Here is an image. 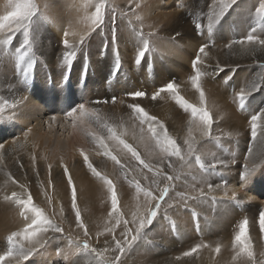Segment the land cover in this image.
<instances>
[{
    "label": "rangeland",
    "instance_id": "1",
    "mask_svg": "<svg viewBox=\"0 0 264 264\" xmlns=\"http://www.w3.org/2000/svg\"><path fill=\"white\" fill-rule=\"evenodd\" d=\"M252 1L235 0V3L221 13L219 0H185L183 6L176 11L177 17L183 15L184 18L179 24L175 21L170 25L165 21L159 23L157 19L153 20L159 12L150 16L151 24H155L158 29L157 34H153L152 31H145L149 25L143 22L145 17L141 13V7H136L138 4L136 0H107L103 24L91 31V17L95 13L96 5L103 0H84L85 12L88 13L83 23L87 25L89 31L84 36L87 38L82 44L78 43L79 40L72 41L69 36L67 37L70 43L76 44L75 57L70 58L69 61L65 60V55L70 49L64 46V36L60 37L65 31L60 35L56 29L52 28L55 18L56 21L66 22L64 29H68L69 16L65 13L68 3L65 0L53 2L54 6H49L45 0H31L36 11L28 25L27 37L23 29L15 33H7L6 29L0 31V40L6 39L8 34L13 36L10 44L0 43V65L4 57H9V60H12L10 62L14 63L13 66L18 68L21 56L25 64L21 75L0 91V103L7 101L9 105H12L6 106L0 115H6L5 113L8 112L18 121L12 123L15 129L1 138L0 146L5 144L2 149L14 150L9 149L15 157H18L22 167L20 170L26 176L19 185L22 192H15L18 183L13 176L6 175L7 178L0 179V209L12 208L15 212V217L10 224H0V255H4L11 248L8 236L13 232H20L17 248L13 249V257L10 258L16 262L19 260L18 264L29 262L34 264L40 258H44V264H111L114 256L118 254L114 251L113 235L117 240L122 239L121 233L124 229L121 224L115 228L114 234L105 229L103 237L97 236V233L101 232L99 224L103 220L107 221L106 228L112 227L114 223V221L109 223V214L112 211L111 200H108L110 204H107V209L98 210L89 205L87 191L92 185L105 189L110 194V199L111 193L104 181L96 177L87 167L82 154L77 159L81 163L73 162L72 165L67 166L77 190V206L83 222L88 227V235L85 236L83 230L77 227L75 210L71 203V186L64 173L65 166L55 169L57 164L61 163L62 154L53 156L49 150L44 152L42 145L29 141L28 131L35 128L38 121L37 113L28 116L17 115L13 111L19 104L32 102L33 95L27 91L31 88L36 92V96L41 97L48 104L46 106L55 107L49 114L45 113L41 116L44 123L41 130L39 126L36 127L38 136L53 141L59 138L67 140L69 130L74 123L78 124V128L81 127L80 124L87 127L86 147L83 154L88 155L89 161L98 171L113 180L118 196V206L125 219L131 220L133 213L143 214L146 208L155 203L146 195L147 192L151 191L153 195L158 196L162 187L164 189L171 185L168 195L161 202L157 216L145 227L139 239L126 249L119 264L179 262L183 259L185 252L191 251L197 245L201 247L196 252L191 256H184L186 263L251 264L242 246L238 248L235 245V236L240 231V224L247 217L250 218L251 226L248 233L250 250L253 252L256 264L264 261V255H262L264 254V232L259 226V213L264 210L261 205L264 202V182H261V178L264 177V134H261L258 129L257 138L253 140L250 125L253 116L264 115V74L255 71L251 73L254 74L253 77L249 74V69H252L253 65L264 69V58L260 56V53L264 54V47L258 43L250 44L253 52L251 56L254 60L245 66H241L238 62L237 64L231 62L237 55L229 51L230 48L227 47L232 41L243 39L249 34L264 39V13L258 12L260 8L255 6L248 11ZM75 2L74 0L73 4ZM3 3L7 2L0 0V12ZM176 4L180 5V1ZM6 9L4 15L11 11L10 4L6 6ZM76 11L79 12V10ZM214 11L215 14L210 15ZM78 12L76 15L72 13L70 15L80 18ZM240 23H243L242 29L239 28ZM215 25L218 27V33L213 31ZM173 29L176 33L172 32ZM208 31L215 32L213 36L218 38L217 42L207 38ZM26 39L27 43H25ZM152 42L154 46L149 49V46L152 47ZM145 44L147 50H145ZM204 45H209L206 48L208 56H201L203 63L198 68L202 73L201 85L205 91L207 104H219L222 100L228 103L231 97L235 96V90L244 91L246 96L243 105L237 102L241 114L238 116L233 114L231 116H234L236 120L227 117L224 122L227 130L242 134L245 138L240 136L242 137L239 142L241 150L238 155L234 154L232 161L225 156L227 149H223L225 152L222 151L224 153L216 155L214 159L203 161L201 158V162L205 165V168H201L195 160L198 154L195 153L190 157L186 155L185 143V141L194 140V148H196L208 142L203 134L199 118H194L189 110L183 109L176 102L171 93L165 91L159 97L165 98L168 104L171 103L169 112L172 115L169 118L171 127L165 118L162 119L159 115L151 113L157 109V105L148 101L151 100L153 92L175 82L179 85L180 95L189 103L198 105L193 97H197L200 103L199 93L192 85L191 77L197 70L193 68V61ZM238 45L233 44L232 47ZM133 46L139 58L135 57L132 51ZM216 49L221 50L228 57L229 64H226L222 58L212 62L213 58H217L214 53ZM3 51H6L5 55H2ZM141 52L143 56L139 54ZM83 63L86 64V68H82ZM143 64L145 66L139 68ZM96 73L97 76H95ZM236 75L240 78H236ZM83 76L87 77V80H82ZM242 78L246 80L244 86ZM96 79L102 82V86L94 89L92 82ZM203 81L206 86L203 85ZM3 83L6 82L2 81ZM59 90L66 92V95L60 103L62 107L57 108L55 105L60 98ZM51 91H55L57 98H48V93ZM135 91H144L148 93V96L134 101L130 98V94ZM95 98L98 101L97 104H100L96 109L92 106ZM113 98H117L115 103L111 102ZM143 100L146 101L142 102ZM131 103H140L150 115H155L165 125L169 135L180 146L181 155L186 156V159L172 157L171 166H169V161L155 141L151 140L146 126L142 135L141 125L135 119L132 109L128 107ZM102 104L108 109L107 115L103 117L100 113ZM46 106L43 109H46ZM80 106H85L86 112L94 110L100 119L94 118L95 122H89L86 115H82L78 110ZM71 111H75L74 117L67 115ZM79 116H81L80 121ZM58 117L64 120L56 122ZM119 123H125L121 126V130L116 128V125H120ZM259 123L264 124V120ZM105 124L115 127L117 134L136 148L145 163L153 166V170L144 168L132 158L130 153L123 150L118 142L109 139ZM3 131H7V128L0 130V132ZM95 136L104 137L113 154L120 158L122 164L127 165L126 175L119 165L102 154L103 150L94 139ZM233 138L220 141L219 145L227 148L229 141ZM249 150L252 152L249 158L251 162L247 159ZM11 161L6 159L8 166H11ZM246 161L250 166L255 165L246 178H251L250 181L262 195L253 199L251 204H245V200L239 197L236 208L216 207V200L208 197L212 195L211 190L215 187L210 190L208 185H221V188L213 195L222 197L219 191L230 188L233 177H239L240 180L246 179L241 177L243 163ZM187 163L191 167L187 166ZM212 164H216V167H211ZM156 168H159L163 175H157ZM167 176H174L175 179L168 181ZM137 183L140 184V188L136 187ZM21 185L24 187L21 188ZM238 187L240 188L241 184ZM201 189L204 195H200ZM13 193L16 195L13 196ZM29 193L33 197L34 206L42 209L54 223L59 224L63 232L49 231L46 236L41 234L47 241L45 245L28 259H24L19 245H24L23 251L31 245V241L24 240L23 230L35 219V213L20 201L25 200ZM170 194H175L173 202L171 198L167 200ZM223 197V200L228 201L227 195L224 194ZM232 210H235L236 214L231 212ZM160 213L161 217H159ZM235 218L237 220H234ZM221 224L223 226L220 227ZM129 227L133 226L130 224ZM85 241L88 242V248L84 247ZM217 247L220 249L219 252L216 251ZM104 250L113 254L111 259H107V254H102ZM238 251L241 253L239 256Z\"/></svg>",
    "mask_w": 264,
    "mask_h": 264
},
{
    "label": "snow or ice",
    "instance_id": "2",
    "mask_svg": "<svg viewBox=\"0 0 264 264\" xmlns=\"http://www.w3.org/2000/svg\"><path fill=\"white\" fill-rule=\"evenodd\" d=\"M235 3V0H219V4L221 6V13H223L225 10H227L231 4ZM107 4V0H103L100 4L97 5L95 9V13L91 17V31L96 30L98 27H100L104 22V10ZM136 7H140L139 4L136 5ZM36 11L35 5L31 2V0H17V2L14 5V8L12 11H9L7 14L0 16V31L7 30V33H15L19 32L21 29L25 31V36L27 37L28 34V25L30 23L31 17L34 15ZM258 12L264 13V4L261 5L260 9H258ZM215 11L210 13V15H214ZM69 32H64V39L63 43L65 48L70 49L65 55V60L69 61L70 58L75 57V46L76 44H72L68 40ZM72 35H75V33H72ZM87 37L81 36L79 39V44H82ZM13 39V36L11 34L7 35V38L4 40H0V43L3 44H10ZM245 42L248 44H255L258 43L261 46H264V39H259L258 37L249 34L243 39L240 40H234L231 44L227 45L228 48H231L233 44H239L244 45ZM27 43V39L25 41ZM209 45H204L199 49V54L195 57L193 61V68H196V74L191 77V83L196 89V91L199 93L200 98V105L197 106L195 104L189 103L183 96L180 95L178 89L179 85L175 82L167 84L164 88H161L151 94V100L155 101L162 92L167 91L168 93H171L173 98L176 100V102L185 110H190L192 116L198 117L199 121L203 128V134L204 135H211L212 125H213V119L212 115L208 110L207 107V101H206V95L205 91L201 85V78L202 73L199 71L198 66L203 63L201 56L207 57L208 53L206 52V48H208ZM145 50H147V45L145 46ZM19 51V50H18ZM141 56H143V52L141 53ZM21 60H23V56L20 57ZM70 65V63H69ZM238 98L240 100L241 106L244 103L246 93L244 91H241L237 94ZM148 96V93L144 91H135L130 94V98L133 100L142 99ZM117 98L112 99V103H115ZM108 102V101H105ZM11 107L12 105H9L7 101H4L0 103V112H3L5 107ZM132 109V112L135 115V119L138 120V122L141 125V133L143 135L144 127L146 126L147 132L150 134L151 140H154L156 145L160 148L161 152L163 153L164 157L169 161V166H171V158L177 157L180 160L186 159V156L181 155V148L178 145L177 141L172 138L165 125L158 120V118L155 115H150L148 111L140 104V103H131L128 105ZM85 106H80L79 111L82 113V115H87L92 118H95L96 120H99L100 118L96 116L95 111L86 112L84 111ZM69 117L75 116V111H71L67 113ZM264 120V115H257L253 116L250 125H251V137L253 140L257 138L258 135V129L260 130L261 134H264V124L259 123L260 121ZM107 128V131L109 133V139L118 142V145H121L123 150H126L127 153H130L132 158H134L136 161L139 162V164L143 165L144 168H147L149 171L153 170V166L151 164L145 163V161L141 158L140 154L134 148L131 144L127 143L120 135L117 134L116 128L109 126L107 124L104 125ZM94 139L99 144L100 148L103 150L102 154L104 156L109 157L112 161H114L117 165L120 166L121 171L125 172L127 170V165L122 164L120 158H118L117 155L113 154L112 149L109 147V145L105 142V138L101 136H95ZM187 145V156H193L195 155V148H194V140L185 141ZM0 149H2V146H0ZM84 161L87 163V167L92 171V173L104 181V183L107 185L110 193H111V205H112V211L109 214L110 221L109 223L112 224V227L106 228L107 232L115 233V228L123 224L124 229L121 233L122 239H115V236L113 235V242L115 244V249L118 254L114 256L113 260L111 261V264H119L121 260V256L125 253L126 249L130 248L133 243L140 237L141 233L145 229V227L150 224L158 214V210L160 209L161 202L164 201L165 197L168 195L169 187H165L158 196L153 195L151 191L147 192L146 195L150 197L153 201H155L154 204H151L148 208L145 209L143 214L140 213H133L131 220H127L124 218L123 214L120 212L119 209V202H118V196L116 191V186L112 179H110L107 175H103L100 171H98L93 164L89 161V157L87 154H83ZM248 156H252L251 150L248 151ZM195 160L197 163L200 164L201 168H205V165L201 162L200 156H195ZM161 163H163V160H161ZM222 163V162H220ZM211 167H216V164L210 165ZM255 168V165L250 166L249 163L245 162L243 164V171L241 173L242 178H246L250 172L253 171ZM157 175H163L161 173L159 168L155 169ZM64 173L68 179V183L71 186V203L72 208L75 210L76 215V221H77V227L82 229L84 232V235H88V227L83 222V219L81 218V213L79 210V207L77 206V190L75 187V184L72 182L71 174L67 167L64 168ZM168 181H172L175 179L174 176H167L166 177ZM24 185H21V188H23ZM137 188H140V184H136ZM213 187H219L208 185V188L211 190ZM203 189L200 190V195H204ZM13 196L16 194L13 193ZM232 198H235V194H233ZM20 203L29 206L30 210L35 213V219H33L27 227L23 230V237L26 241H31V245L27 248L26 251H23L24 245L20 244L19 248L23 253L24 259H28L34 252L38 251L39 248L43 247L45 243L47 242L41 234H44V236L47 235L49 231H52L54 233H61L63 232V228L59 225L54 223V221L47 215H45L44 211L38 207L34 206L33 203V197L31 193L27 195V198L25 200L20 201ZM132 225L133 227H129V225ZM249 221L248 219H244L242 223L240 224V231L235 236V245L239 248L242 246V250L244 253L247 254L249 260L251 261V264H256L253 252L251 249V243L248 238L249 233ZM259 226L262 232H264V210H261L259 213ZM102 235V233H97V236ZM21 236L20 232H13L10 236H8V242L11 245V248L4 254L0 255V264H5L6 261L10 262V258L13 257V249L17 248V242ZM84 247L88 248V242H84ZM201 247L200 245H197L195 248H192L191 251L185 252L184 256H191L194 252L198 250V248ZM216 251L219 252V247L216 248ZM241 253L238 251L237 255L239 256ZM264 255V254H262ZM260 264H264V261H261Z\"/></svg>",
    "mask_w": 264,
    "mask_h": 264
},
{
    "label": "bare ground",
    "instance_id": "3",
    "mask_svg": "<svg viewBox=\"0 0 264 264\" xmlns=\"http://www.w3.org/2000/svg\"><path fill=\"white\" fill-rule=\"evenodd\" d=\"M13 1L17 2V0H5V2H7V3H3L1 5L0 16H3L4 13L7 11L6 6L8 4H10V6H11V11L13 10L14 3H15V2L13 3ZM51 1L45 0V3L49 4V6H54L53 2H55L57 0H54V1L51 0ZM73 1L74 0H67V1L65 0V2L68 3L66 5L67 9L65 8L66 9L65 13H67V15L69 16V19H68L69 26L67 27L68 29H66V30L64 29L66 27V24H65L66 22L64 23V21H61V20L56 21L55 18H54L52 28L56 29L60 35H61V32L68 31L70 33L69 34L70 39L72 41H78L81 36H86L88 31H89L87 25L84 24L85 23L84 20L86 19L88 12H85V7H84L85 4L83 5L84 0H75L76 4L75 3L73 4ZM136 1L138 2V4L141 7V13L144 14V17H145L143 22L148 23V25H149L148 26L149 28L145 29L146 32L152 31L153 34H157L158 29H157L155 24H151L152 17L150 18V16H152L155 12H159V13L153 17V20L157 19L158 20L157 22H159V23H162V21H165L166 23L170 24V23L175 21L179 24L184 19L183 15L182 16L180 15L179 17H177L176 11H177V9H179L180 7L183 6L185 0H177V1H174V0H136ZM178 1H180V5L176 4V2H178ZM262 4H264V0H253L251 2L250 7L247 10L248 11L251 10L252 7H254V6L260 8ZM93 5H95V4H93ZM50 10H52V8ZM76 10H79V12ZM164 11H168V12H164ZM49 12H53V11H49ZM77 12H78V14H80L79 15L80 18H77V17L70 15L71 13L76 15ZM56 17L58 18V16H56ZM240 17H243V16L240 15ZM61 22L64 24H62ZM242 27H243V23H240L239 28L242 29ZM213 31H215L217 33L219 32L218 27L216 25L213 28ZM213 31L212 32L208 31L209 33L207 35V38L209 40L211 39L212 42H217L218 38L213 36L215 34V32H213ZM172 32L176 33L175 29H173ZM183 32H185V31H183ZM72 33H75V35H72ZM63 34L60 37H63L64 36ZM179 35H177V36H179ZM132 44L134 45V43H132ZM249 45L250 44L245 43L244 45H238V46H234V47L230 48L229 51H233V54L237 55V56H235L234 61L231 60V62L232 63L236 62L235 64H237V62H238V64H240L241 66H245L247 63L250 64V62L252 60H254V58H252V56H251L253 54L252 46L250 47ZM151 46L152 47L149 46V49L153 48L154 42H152ZM141 48L143 49V46H141ZM134 49H135V46L132 47V51L134 52L135 57L139 58L140 56H138V53ZM3 52L4 53L2 55H5L6 51H3ZM141 53H139V54L141 55ZM214 53H215V56L217 58H213L212 62H215L216 60H218V58H222L226 64H229V60H227L228 57H226L221 52V50L216 49V50H214ZM6 56H7V54H6ZM260 56H262L264 58L263 53H260ZM15 57H16V55H15ZM10 61H12V60H9V57H7V58L4 57V61L0 65V91L5 85L10 84L13 80H15V78L19 77L21 75L23 69H24V65H25L24 60L20 59V65L18 66V68H15L13 66L14 63H12ZM5 62H6V64H4ZM85 65L83 63L82 68H86ZM144 66L145 65L143 64V65L139 66V68H143ZM25 67H26L25 69H27V66H25ZM249 71H250L249 74H251L253 71H255L256 73L264 74V69L263 68L260 69V68H258V66H255V65H253V68L249 69ZM101 72L104 73L103 71H101ZM97 75L98 74L96 73L95 76H97ZM241 75H243V73ZM251 75H252V77L254 76V74H251ZM61 77H62V75H61ZM137 77L139 78L138 75H137ZM236 78H240V77L238 75H236ZM81 79L87 80V77L85 78L83 76V77H81ZM2 81L6 82V83L2 84ZM241 81L243 82V86H244V84H245L244 82L246 80L244 78H242ZM92 83H93L94 89H95V87L100 88L102 86V82L99 81V79L94 80ZM203 85L206 86L204 81H203ZM74 88H76V87H74ZM27 91H28V93H31L33 95L32 102H30L28 104L27 103L26 104L25 103L19 104L13 111L17 115H28V116H32V115H35L37 113L36 118H38V121L35 125V128L30 129V131H28V136L30 139L29 141H35L38 145H42L44 147V152L49 150L53 156L56 154H58V155L62 154L60 157L61 163H58L57 166L55 167V169H57L58 167H62V166H66V167L70 166L73 164V162H76V164L81 163V162L77 161V159L85 151V147H86L85 135L87 133V127L83 124H80L81 127L78 128L77 127L78 124L74 123L73 126L71 127V130H69V133H68L69 138L67 140H65V139L62 140L59 138L58 140L53 141L52 139L43 138L40 135L38 136L36 127L39 126V128L41 130L42 124L44 123V121L41 120V118H43L41 116L45 115V113L49 114L51 110L55 109V107L53 105H50V104H49L50 106H46L48 104L45 103L43 101V99H41V97L36 96V92H34L31 88H28ZM235 91H236L235 96L231 97V99H230L231 102L228 101L229 104L227 102H225L224 100H222L221 103H219V104H207V105H209L208 110L211 113L212 119H213L211 135H205V138L208 139L207 140L208 142L206 144L205 143L200 144L199 146H197L195 148V153L198 154V156H200V158H202L203 161L212 159L216 155L224 153L225 151L223 149H227V153L225 154V156L228 160L232 161L234 154L236 153L238 155L239 150H241L239 148V144H240L239 142H240V140H242V137H240L242 134H237V133H234L230 130H227V126L225 125V122H224L227 120V117H231L232 119L236 120V118L234 116H231L233 114H236L235 116H238L239 114H241L239 112V107L237 104V102H240L238 95H237L238 93H240V89H237ZM65 95H66V92L63 93L59 90L60 98H59V100H57L58 104L55 105L57 108L62 107V105L60 103L65 98ZM50 97L57 98V94L55 93V91H53V92L51 91L50 93H48V98H50ZM193 99H194V102L198 103L197 106H199L200 103H199L198 98L194 96ZM134 101H139V100L137 99ZM144 101H146V100H143L142 102H144ZM148 102L157 105V109H154L153 111L150 110L151 113L159 115L162 119L165 118L168 121V123L170 124V126L172 127V124L169 121V118L172 116L169 113L171 111V103L168 104L167 101L165 100V98H163V97H158L155 101L150 100ZM97 103H98V101L95 98L94 102L92 103V106L95 109H96V107L100 106V104H97ZM143 105H145V104L143 103ZM38 106H40L42 108H39ZM45 106L47 108L43 109ZM234 107H236V108H234ZM107 110H108L107 106H104V105H103V107L100 108V113H101L102 117L107 115ZM5 114L6 115H2V114L0 115V130H4L5 128H7V131L0 132V141H1L2 137H5L9 133V131H13L15 129V126L12 123L18 122L17 118L12 117V115L10 113L6 112ZM36 118H34V119H36ZM78 119L80 121L81 116H79ZM86 119H88L89 122H92V123L95 122L94 118L87 116V115H86ZM63 120H64V118L58 117L56 122H58V121L61 122ZM77 122H78V120H77ZM199 123H200V121H199ZM119 124L120 125H116V128L118 130H121V126L125 123H119ZM237 136H239V138ZM243 137L245 138V136H243ZM209 138H210V140H209ZM229 138H233V139L229 141L230 144L227 146V148L221 147L219 145L220 141H223V140L227 141V139H229ZM4 145L5 144H3L1 146L4 147ZM9 149L10 148L0 149V179L7 178L6 175L13 176L18 183V186L15 187V192H22V190L19 188V185L23 182V179L26 176L24 175L23 171L20 170V169H22V167H21V164L18 160V157L17 156L15 157L14 156L15 154L11 153V151H14V150L10 149L11 151H9ZM4 150H6V152H4ZM222 151H224V152H222ZM249 158H250V156L247 157V159H249ZM6 159L12 160L11 166H8V164L6 163ZM51 160L52 159H50V161ZM248 162H251V160L249 159ZM186 165L189 166L190 164L187 163ZM6 167H7V169H4ZM189 167H191V166H189ZM250 179L251 178L248 177L246 179L240 180L239 177L236 178V176H235L232 179V186L230 188H227L223 191H219L221 193L222 197H218V195H216V196L213 195L214 192L218 191L221 188V185H219V187L213 188L211 190V192H213L212 195H208V197L211 200H216V207H221V208L223 206L229 207V208H236L237 205L239 204V203H237V198H239V197H241L243 200H245L244 201V202H246L245 204H251L253 199H257L262 194L258 193L259 189L255 188V186L253 185V182L250 181ZM261 182H264V177L261 178ZM239 184H241L240 188L238 187ZM257 187H259V185ZM0 189H1V186H0ZM162 190H163V187H162L161 191ZM106 193H107V191H105V189L101 188V186H92V185L89 186V189L87 191L89 205H92L94 208H96L98 210L107 209V206H108L107 204L109 203L108 200H111V199H110V194L109 193L106 194ZM224 194L228 196V201L223 200ZM233 194H235V198H232ZM174 195L175 194H170L168 196L167 200L169 198H171L170 200H172V202H173ZM145 200L147 201V199H145ZM259 200H261V199H259ZM261 205H262V207H264V202ZM234 211L235 210H232L231 212H234ZM14 217H15L14 209H12V208L11 209H7V208L6 209H0V224H6V225L10 224L11 220ZM159 217H161V213H160ZM245 219H248V221H249L250 218L247 217ZM234 220H237V218H235ZM106 223H107V221L103 220V222L101 224H99V229L101 230L100 233H102V235H100V237L104 236L103 234H104V231L107 227ZM221 226H223V225L221 224L220 227ZM248 227H249V229H251L250 224ZM91 242H93V241H91ZM92 253H94V251H92ZM145 253L149 254L146 251H145ZM102 254H107V259H111L112 255H113L112 253H107V251H105V250H104V252H102ZM182 257H183V259H180L179 262H171L170 264H188L185 262V257L184 256H182ZM18 262H19V260L16 262V260L14 261L13 259H10V262L6 261L5 264H12V263L18 264ZM36 262L37 263H34V264H44V258L43 259L40 258L39 260L37 259ZM28 264H31V263L29 262ZM123 264H125V263H123Z\"/></svg>",
    "mask_w": 264,
    "mask_h": 264
}]
</instances>
